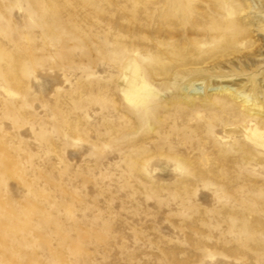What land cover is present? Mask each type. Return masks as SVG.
<instances>
[{"label": "rangeland", "instance_id": "374dc122", "mask_svg": "<svg viewBox=\"0 0 264 264\" xmlns=\"http://www.w3.org/2000/svg\"><path fill=\"white\" fill-rule=\"evenodd\" d=\"M190 1L185 20L172 0H0V264H264V149L226 133L264 112L215 89L264 77L263 42L170 89V46L207 15ZM128 55L154 89L138 107Z\"/></svg>", "mask_w": 264, "mask_h": 264}, {"label": "bare ground", "instance_id": "6f19581e", "mask_svg": "<svg viewBox=\"0 0 264 264\" xmlns=\"http://www.w3.org/2000/svg\"><path fill=\"white\" fill-rule=\"evenodd\" d=\"M198 5H193V7ZM208 5L207 15L199 13L198 9L196 19L201 20V22L198 21L191 24L192 29L187 33V37L190 38L189 36H192L191 38L193 40L192 47L189 51L170 46L171 49L167 52L173 62H180L181 66H185L181 71H175L172 68L165 72L170 80L172 79L174 81L169 85L170 89H174L177 86L181 76L189 77L200 73V69H188L187 67L190 65H199L203 62L213 60L214 68L212 70L214 72L216 70H223V68L225 69V66H228L226 57L232 51L237 50L238 45L243 42V39L248 38L251 44L255 45L254 40L251 41L255 33L261 36L263 42L262 47H264V0H208ZM191 6L190 0H172L170 4L171 12L168 17H178L180 10L183 9V13L185 12L186 14L184 13V16L181 17L186 20L185 17H191L194 13V8L192 9ZM244 13L247 14L249 22H242V15ZM210 23L212 26L205 29L207 24ZM209 41H211L212 45L207 47L206 45ZM262 47L260 48L261 54L264 53ZM246 61L251 62V66L257 65V62L251 58H246ZM246 61L241 65L239 64L240 66L237 63H230L231 65H236V68L241 72L243 70L241 67H244L245 72L248 73L250 72L251 66ZM261 62L264 64V57ZM156 66L152 72L156 71ZM159 68L162 69V66ZM230 72L232 71L230 70ZM121 73L118 87L125 101L134 107L146 104L154 89L148 82L139 59L134 55H128L123 62ZM221 73L222 71L219 72V74ZM235 74L237 73L233 72L230 76L233 77ZM217 85L215 84L216 91L229 95L233 99H240L245 105L246 112L249 116L261 115L264 112V77L260 76L252 82L236 80L230 86ZM244 90L248 92H244ZM6 92L11 93L9 90H6ZM174 98L181 99L177 94ZM226 133L229 136L240 135L255 147L264 149V130L251 120L245 124L227 129Z\"/></svg>", "mask_w": 264, "mask_h": 264}]
</instances>
